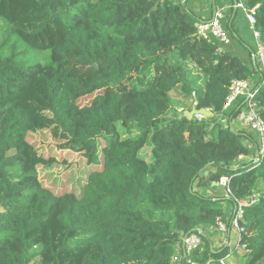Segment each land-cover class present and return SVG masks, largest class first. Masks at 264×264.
Wrapping results in <instances>:
<instances>
[{
	"label": "trees",
	"instance_id": "16d2710c",
	"mask_svg": "<svg viewBox=\"0 0 264 264\" xmlns=\"http://www.w3.org/2000/svg\"><path fill=\"white\" fill-rule=\"evenodd\" d=\"M245 5L264 37V0ZM199 21L187 0H0V264H176L179 248L180 264H264V155L234 166L261 139L230 124L241 100L224 110L233 81H256L264 121V78L232 43L200 39ZM39 81L60 137L94 147L76 169L82 183L55 188L40 177L23 103ZM179 96L214 116L161 112ZM223 178L230 192L215 185ZM212 186L218 194L195 190ZM219 219L235 248L207 238L220 233ZM199 233L201 245L185 255L183 238Z\"/></svg>",
	"mask_w": 264,
	"mask_h": 264
},
{
	"label": "rangeland",
	"instance_id": "374dc122",
	"mask_svg": "<svg viewBox=\"0 0 264 264\" xmlns=\"http://www.w3.org/2000/svg\"><path fill=\"white\" fill-rule=\"evenodd\" d=\"M230 1V0H228ZM232 2V0H231ZM189 3V2H188ZM189 7V5H188ZM227 12V11H226ZM248 28V31L252 35V31ZM230 31V29H229ZM231 35H234V31L231 32ZM235 44H239L238 39H234ZM245 46V45H241ZM239 45H232V47H237L239 51H241V47ZM253 49L255 48V41L252 36V45H250ZM237 54H240L239 52ZM100 93H96L94 96L99 95ZM94 96L85 98L81 101V105L89 104ZM46 97H47V88L45 84L41 81L37 82L25 95L23 99V103L29 105L32 109V113L34 115L33 128L29 138V144L31 148L32 155L34 160L38 165V170L40 177L45 181L47 185L53 184L55 188L64 187L63 183L67 182V180L71 179V184L76 181H81L80 176L77 175V168L82 159L90 155L94 147L91 145H87L82 149H74L70 147L67 138L60 137V132L55 128L53 123V117L46 109ZM194 98H190L188 100L183 97H178L175 99L173 107L171 110L167 111L161 108L162 113H169V116H174L178 114L179 116H190L192 110L194 109ZM221 123L226 121L225 117H219ZM237 118V117H236ZM210 119V118H209ZM235 119V123H236ZM234 123V124H235ZM120 129V127H119ZM121 131V130H120ZM124 132L121 131L123 135ZM133 136H137V133L134 132ZM111 138H106L99 151L101 152L110 144ZM247 143V142H246ZM100 144V143H99ZM151 149L146 147L142 150L141 154L147 157V160L150 159ZM256 152L251 154L250 156H255ZM85 157V158H84ZM246 164L245 162H236L234 164L235 167ZM80 163V167H81ZM79 173V172H78ZM78 183V182H77ZM80 185V183H79ZM52 186V185H51ZM196 191H201L205 196H212L218 194L219 190L216 186H212L207 191L195 189ZM207 238L213 243L216 249H221L225 244H227V237L224 234L218 233L215 229L206 231ZM236 238V237H233ZM231 238V249L235 248L234 240ZM233 239V240H232ZM229 240V239H228ZM254 262L253 264H255ZM226 264H246V261L243 258H229V261Z\"/></svg>",
	"mask_w": 264,
	"mask_h": 264
},
{
	"label": "built area",
	"instance_id": "2783aa9c",
	"mask_svg": "<svg viewBox=\"0 0 264 264\" xmlns=\"http://www.w3.org/2000/svg\"><path fill=\"white\" fill-rule=\"evenodd\" d=\"M236 9H240L246 15L248 21V27L252 31L253 38L255 41V52L253 53L256 59V66L259 70L260 76L264 78V37L261 32L257 29V19L255 16V10H251L245 5V0H235ZM225 19L224 11H216L213 18L208 21H199L196 25L197 36L200 39L209 40L216 39L221 47H225L231 45L232 40L224 29L222 20ZM256 81L252 80H235L231 83L229 95L226 98L224 110L230 109L232 106L242 101V108L238 114V122L240 127L243 129H249L254 134L258 135L261 139L262 147L257 151L255 156H241L238 159V162L245 163H256L258 162L264 155V121L260 118L258 113V106L255 102V97L257 94ZM195 105V103H194ZM195 119H209L205 118L202 114L194 115ZM217 187H223L230 192L229 188V179L223 178L217 184ZM254 200H252V203ZM245 203H239L236 214L231 221L230 227L234 233H240L241 227L239 226V221L243 219L244 215V207ZM227 223H224L220 219L217 222L216 229L226 235L229 236L230 229ZM202 243L201 234H192L183 238L182 251L183 253L190 254L194 252ZM181 249H178V254L175 256V263L180 264L182 260L181 257ZM227 260H222L221 264H226ZM191 264H199V263H191Z\"/></svg>",
	"mask_w": 264,
	"mask_h": 264
},
{
	"label": "crops",
	"instance_id": "0c3cea01",
	"mask_svg": "<svg viewBox=\"0 0 264 264\" xmlns=\"http://www.w3.org/2000/svg\"><path fill=\"white\" fill-rule=\"evenodd\" d=\"M184 1V0H183ZM189 2V3H188ZM218 2V4H216ZM189 8H191L200 18L201 21H208L213 18L215 11H224L225 21L228 24V32L234 31L239 44H235L232 40V45H252V36L248 31V21L244 12L240 9H236L235 0H187ZM216 9V10H215ZM232 10V11H231ZM227 11V12H226ZM232 19V20H231ZM231 21L230 23H228ZM223 23V20H222ZM241 51L237 47L233 48L235 53H240L246 63L256 65V59L252 51L246 46H241ZM237 120V119H236ZM235 123V119L230 122L235 128H241L238 120ZM234 239V238H233ZM232 239V240H233ZM229 246L232 245L231 241L228 242Z\"/></svg>",
	"mask_w": 264,
	"mask_h": 264
},
{
	"label": "water",
	"instance_id": "95a60500",
	"mask_svg": "<svg viewBox=\"0 0 264 264\" xmlns=\"http://www.w3.org/2000/svg\"><path fill=\"white\" fill-rule=\"evenodd\" d=\"M216 10V9H215ZM216 12V11H215ZM202 114L205 118H212L214 116L213 112L211 111H207L205 109H202V110H197L195 107L194 109L192 110L190 116H188L190 119L194 117V115L196 114ZM232 131H234V129H232Z\"/></svg>",
	"mask_w": 264,
	"mask_h": 264
}]
</instances>
